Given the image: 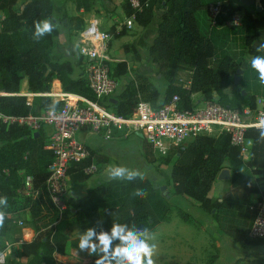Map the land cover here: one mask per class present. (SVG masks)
Listing matches in <instances>:
<instances>
[{
    "label": "trees",
    "instance_id": "16d2710c",
    "mask_svg": "<svg viewBox=\"0 0 264 264\" xmlns=\"http://www.w3.org/2000/svg\"><path fill=\"white\" fill-rule=\"evenodd\" d=\"M139 2L141 10L132 9L129 0H122L121 6L124 15L134 14L135 24L142 27L152 22L157 5H161L155 36L147 50L153 61L166 68L167 85L160 91L145 75H139L133 81L127 76L126 61L110 63V75L122 78L116 92L104 103L115 113L130 115L138 95L155 109L169 102L174 95L179 97V108H191V95L195 93L201 95V100H216L232 109L254 108L256 98H264V84L250 65V58L260 54L256 52L255 41L259 37L264 39V0H254L251 7L233 4L231 0ZM72 3L78 14L72 16L70 22L77 35L85 25L84 18L93 10L94 0H72ZM210 4H218L221 13L215 25L209 18L208 29L202 31L199 11ZM54 10L55 0H0V92L6 93L0 95V111L5 114L37 115L43 109L61 108L64 101L56 100V104L45 94L58 83L54 79L60 81L64 92L94 98L77 52L73 53L76 58L73 62L54 59L48 52L60 33ZM236 13L241 16L239 23L229 24ZM45 18L52 19L57 26L51 34L33 39L34 22ZM111 32L114 33V27ZM125 32L114 33V38H120ZM131 50L135 51L132 45L124 48L126 53ZM182 67L191 71L188 88L176 82V74ZM238 74L240 79L234 84ZM24 77L29 91L35 93L30 103L25 96L17 94ZM25 88V80H22L21 90ZM257 136L254 127L245 131L249 142L247 159L243 158L239 147L231 144L230 135L225 131L217 135H198L183 145L172 147L160 158L161 163L170 164L169 179L173 190L170 196L187 199L209 214L221 234L249 246L263 242V238L249 235L257 212L254 202L264 198V187H261L264 184V142H257ZM47 140L44 126L32 132L23 126L0 124V196L8 198L0 242L11 231L12 220L8 214L27 210L36 233L31 241H20L17 248L7 249L5 261L0 264H23L22 257L28 258L27 264H66L54 256L55 253L64 254L67 240L54 225L68 217L81 231L93 226L97 231L101 228L110 230L113 223H126L152 232L167 219L171 197L148 177L132 182L97 181L85 195L70 196L66 209L60 212L45 190L47 168L53 158L52 152L44 148ZM142 148L145 159L153 163L155 155L144 139ZM107 161V156L91 150L89 157L70 166V183L87 180L90 175L83 169L93 162L100 164L99 171ZM223 169L229 170L228 180L238 184L239 191L235 193L227 188L228 193L221 198L212 197L213 184ZM249 173L263 178L259 182H249L245 180ZM26 175H30L33 182L29 192L24 188ZM137 189L144 190L146 195L143 198L134 196ZM253 194L258 195L252 199ZM178 213L183 220H191L187 210L178 207Z\"/></svg>",
    "mask_w": 264,
    "mask_h": 264
},
{
    "label": "built area",
    "instance_id": "2783aa9c",
    "mask_svg": "<svg viewBox=\"0 0 264 264\" xmlns=\"http://www.w3.org/2000/svg\"><path fill=\"white\" fill-rule=\"evenodd\" d=\"M134 10H141L139 0H129ZM211 24L215 25L217 16L221 13L218 4L208 6ZM240 15L236 13L228 22L238 24ZM135 24L134 14L116 20L114 33L122 30L129 31ZM113 32L100 28V21L94 16L85 19L84 27L77 33V54L81 58L89 88L94 98L80 94L60 92L54 97L64 101L59 109H43L39 114L10 115L0 111V124L6 126L18 125L35 132L42 126L52 128L45 149L52 152L53 158L48 165V176L45 180V190L53 205L62 212L66 209L67 199L70 197V175L68 170L72 163L90 156L86 143L76 138L78 131H85V135H94L104 140L113 138H127L139 135L151 145L156 158L166 156L174 146L185 144L198 135H217L225 131L230 135L232 145L240 148L242 156L247 159L249 142L245 131L253 128L264 119V98L257 97L254 108L243 106L232 109L216 100H200L192 94L191 108H179L178 95H174L169 102L155 109L150 102L138 95V101L128 116L115 113L106 106L105 100L111 98L120 86V79L110 75V44ZM126 61L125 59H118ZM127 76L136 81L137 75L131 70L126 61ZM188 88L189 82L183 84ZM1 94H6L0 92ZM27 98L30 103L35 93H17ZM51 98V94L45 93ZM215 95V94H214ZM52 99V98H51ZM255 128V127H254ZM100 164L93 162L83 169L85 174L97 172ZM32 177L26 175L24 188L26 192L32 189ZM256 216L250 228L249 235L253 238H264V198L254 202ZM7 251L0 253V263L5 261Z\"/></svg>",
    "mask_w": 264,
    "mask_h": 264
},
{
    "label": "rangeland",
    "instance_id": "374dc122",
    "mask_svg": "<svg viewBox=\"0 0 264 264\" xmlns=\"http://www.w3.org/2000/svg\"><path fill=\"white\" fill-rule=\"evenodd\" d=\"M58 1L60 0H55L54 19L56 21L55 23L58 24L60 33L54 38L53 44L48 48V52L52 58H54L52 54L55 53V57L61 55L60 59L58 60H71L73 62L76 59L73 53L77 50V35L75 30L72 28L70 15L74 14V10L71 5L67 4V0H64L60 4H58ZM231 2L233 4H241L240 0H231ZM95 3L96 6H93V11H95L96 15L105 16L107 11H111V16L114 17L115 22L116 20H122L125 16L121 6L122 3L118 0H96ZM110 8H112V10H110ZM101 11L104 13L102 14ZM160 13H162L161 5L158 4L154 16L160 17ZM198 16L201 30L206 31L210 21L208 9H200ZM156 20L157 18L152 21L148 27L145 28V30H138L139 27L136 26L132 32H125L124 35H127L126 38L113 37L110 44V55L113 59V62H117V60L120 58H127L129 60L131 70L134 73H136L138 76H147V78L150 79V81H153L159 90L162 91L167 85V80L164 76L166 68L161 67L158 62L153 61L147 50L148 45L155 36ZM115 22H112L109 28L107 27L108 23L106 26L102 25L101 27L102 23L100 22V28L111 32V28L115 26ZM261 40V37H259L255 41L254 46H256V44ZM130 45L134 46L135 51L131 50L133 54L127 56L125 55L126 52L124 51V48L125 46L129 47ZM77 69L80 71L79 67H77ZM190 75L191 71L186 67H182L176 74V82L182 85L186 84L190 80ZM21 82L22 79L20 81V85ZM25 91L26 88L21 90V87H19V92ZM60 92V84L56 83L50 93H53L52 96L56 97ZM194 98H197V100H200V102L202 101V97L199 93L194 94ZM56 100L59 99H55V101ZM88 136L91 139L97 138L91 134ZM76 137L78 140H82V136L77 133ZM141 139L142 138L140 137L132 135L123 141L124 144H122V149L126 151L128 159L130 160V163H127V167L130 169L139 170L144 175V177H148L160 187L165 186L164 190L166 191V194L171 197L170 211L166 221H163L155 228L154 231L151 232L155 236V240L151 241V243L156 244V252L153 257L155 264L214 263L217 254L215 255L213 250L207 251L209 248L204 247L206 244H202L206 237H204L203 233V235L201 234L199 225L193 221L192 217V222L183 220L178 213V207L187 210L190 214L202 211L185 198L180 196H170V194L173 192L172 182L169 179L170 164L163 162L161 163L160 158L156 157L154 164L148 163L141 154ZM98 173L99 171L91 174L90 176H93V178L97 177ZM262 178L263 176H257L252 173H249L245 176V180L249 182H259L262 180ZM221 185L226 188H230L231 192L237 193L239 191V185L233 183L231 184L230 180H226L224 182L222 181ZM72 187L73 188H71V192L69 193L70 196L78 194L79 192L78 189H74V185ZM216 187H218L217 184L215 185V188ZM218 192L219 191L217 188L214 189L213 195L218 194ZM226 193L228 192H225V194ZM8 216H10L12 220V227L11 231L5 234L1 239L0 252L6 251L9 248L11 250L13 247L17 248L20 241H31L34 238L33 237L31 240H28V238L31 237V234H33V236L36 235L30 224V218L27 210L8 214ZM204 218L209 220V225L211 228H213L212 221L209 219V214L204 213ZM54 228L61 230L67 238L64 254L55 253L54 256L56 260L61 262L64 261L66 264H91L92 260H94L96 256H89L86 252L79 251L78 239L80 231L75 227V224L70 217L55 224ZM28 229H32L30 230L31 232ZM230 240L235 242L236 247H232L227 243L223 248H221L220 255L222 256L223 260L222 264H264V238L263 242L258 246H254L251 251L249 250V253L238 252V249L243 251H247L248 249H244L245 247H242L243 244L233 241L232 239ZM237 255H239L240 258L235 260ZM20 261L23 264H27L28 258L22 257L20 258Z\"/></svg>",
    "mask_w": 264,
    "mask_h": 264
},
{
    "label": "clouds",
    "instance_id": "9594fccd",
    "mask_svg": "<svg viewBox=\"0 0 264 264\" xmlns=\"http://www.w3.org/2000/svg\"><path fill=\"white\" fill-rule=\"evenodd\" d=\"M57 25L52 19L45 18L34 22L33 39L39 40L51 34ZM260 53L250 58L251 68L258 73V79L264 84V39L255 46ZM58 101H56V104ZM258 136L257 142H264V119L254 125ZM108 180H120L132 182L144 179V175L136 169H130L122 165L109 166L106 170ZM134 196L143 198L146 193L137 189ZM8 207V198L0 196V228L5 224ZM110 215V213H109ZM155 236L147 228H136L126 223H113L110 230L97 227H88L80 233L78 249L89 256H96L94 264H155L153 259L156 252V244L151 243Z\"/></svg>",
    "mask_w": 264,
    "mask_h": 264
},
{
    "label": "crops",
    "instance_id": "0c3cea01",
    "mask_svg": "<svg viewBox=\"0 0 264 264\" xmlns=\"http://www.w3.org/2000/svg\"><path fill=\"white\" fill-rule=\"evenodd\" d=\"M64 0H60V1H58V4H60V3H62ZM96 1V0H95ZM95 1H94V3H93V6H96V3H95ZM109 1H111V0H109ZM119 2H121V0H118ZM241 1V0H240ZM237 3V2H236ZM67 4L68 5H71V7L73 8V10H74V14L73 15H70V17H72V16H74V15H77L78 13L75 11V9H74V4L72 3V0H67ZM242 4V3H241ZM243 5V4H242ZM110 10H112V8H110ZM55 13V12H54ZM101 13L103 14L104 12L103 11H101ZM112 14H111V11H107L106 13H105V16H100V15H96L95 14V11H91L89 14H87L86 15V17L84 18V19H87L88 17H90V16H94L95 18H97L102 24H101V27H102V25L103 26H106L107 25V23H108V28L110 27V25L112 24V22L114 23L115 22V20H114V17H112L111 16ZM157 18V20L155 21V23L158 21V19H159V16H157V17H153V19H152V21H154L155 19ZM139 27L138 28V30H140V29H142V30H145V28H147V27H142V26H139V25H137V24H134V26H133V28L131 29V30H129V31H126V32H132V30L135 28V27ZM113 28V27H112ZM126 36L127 35H123L122 37H120V38H126ZM132 41V40H131ZM110 53H111V48H110ZM55 54V53H54ZM54 54H52L53 56H54V59H60V57H61V55H58L57 57H55V55ZM133 53L132 52H130V53H126L125 55H132ZM120 59H125L127 62H128V64H129V66H130V63H129V60L127 59V58H120ZM131 67V66H130ZM136 74V73H135ZM137 75V74H136ZM138 76V75H137ZM22 80H25V83H26V91L25 92H18V93H20V94H23V93H27V92H30L29 91V89H28V83H27V78L26 77H24ZM121 80H122V78H121ZM150 80V79H149ZM54 81H57L59 84H60V91L61 92H63V90H62V88H61V83H60V81L58 80V79H54ZM151 82H153V81H151ZM154 83V82H153ZM20 87H21V85H20ZM32 93V92H31ZM195 94H197V93H195ZM51 98L52 99H54V97L51 95ZM56 99H58V98H56ZM107 100H105V102H106ZM110 108V107H109ZM44 129L46 130V132H47V136L49 137V135H50V132H51V130H52V128L50 127V126H48V125H45L44 126ZM77 134H79V135H81L82 136V141H84L85 143H86V145L88 146V148H89V150L91 151V150H94V151H96V152H98V153H101V154H104L105 156H107V158H108V161H107V163L104 165V167L101 169V170H99V173L97 174V177H94L93 178V176L91 177H89L87 180H85V181H83V182H73V184L71 183V188H73L72 186L74 185V189L76 190V189H78L79 190V192H78V194H75V195H72V196H77V197H80V196H83V195H85V193H86V190L89 188V187H92V186H94V184L97 182V181H104V180H106L107 179V176H106V170H107V168L109 167V166H116V165H122V166H125V167H127V163L129 162L130 163V160L128 159V155H127V153H126V151H124L122 148H123V146H122V144H124L123 143V141L124 140H126L127 138H129L130 136H132V135H130L129 137H127V138H113V139H111V140H104V139H102V138H100V137H97L96 139H91V138H89V136L88 135H85V131H78L77 132ZM135 136H137V137H140L141 138V136L140 135H135ZM77 138V137H76ZM140 146H141V154L143 155V148H142V139H141V144H140ZM143 157H144V155H143ZM145 158V157H144ZM146 160V159H145ZM147 161V160H146ZM148 162V161H147ZM148 163H150V162H148ZM150 164H154V162L153 163H150ZM226 180H228V179H222V180H220V179H217L215 182H214V184H213V187H212V190H211V192H210V195L212 196V197H218V198H221L224 194H225V192H226V190H227V188L226 187H224V186H222L221 184H222V181L224 182V181H226ZM219 181V182H218ZM218 185V187H216L217 189H218V194H216V195H213L214 194V189H216L215 188V185ZM261 187H264V184L262 183L261 184ZM70 192H71V189H70ZM258 195V194H257ZM257 195L256 194H253L252 195V199L253 198H256L257 197ZM199 212L200 211H198V212H195V213H193V214H191L190 215V218L192 217L193 218V221H195V223L196 224H198L199 225V228H200V232H201V234L203 233L204 234V237H206V239H204V241H203V243L202 244H206L204 247H207V248H209L207 251H210V250H213V252L215 253V255H216V258H215V261H214V263H212V264H222V262H223V260H222V256L220 255V250H221V248H223L224 247V245L225 244H227L228 243V245H231L232 247H236V245H235V242H232L229 238H228V236H226V235H224V234H221L220 233V231L216 228V226H215V224L212 222V225H213V228H211L210 227V225H209V220L207 219V218H204V212H200V214H199ZM202 217H203V219H202ZM210 219V218H209ZM211 220V219H210ZM166 221V220H165ZM191 221V220H190ZM163 222V221H162ZM161 222V223H162ZM192 222V221H191ZM160 223V224H161ZM159 224V225H160ZM158 226V225H157ZM75 227L80 231V233L81 232H83V231H81L76 225H75ZM29 231L30 230H32V229H28ZM31 232V231H30ZM202 234V235H203ZM34 236H33V234H31V237L30 238H28V240H31L32 238H33ZM199 243H201V242H199ZM241 245V244H240ZM242 247H245L244 249H248L247 251H243V250H237L238 252H241V253H244V252H246V253H249V250L251 251L252 249H253V247L254 246H249V245H242ZM240 258V256L239 255H237V257H235V260H237V259H239ZM64 262V261H63ZM64 263H66V262H64Z\"/></svg>",
    "mask_w": 264,
    "mask_h": 264
},
{
    "label": "water",
    "instance_id": "95a60500",
    "mask_svg": "<svg viewBox=\"0 0 264 264\" xmlns=\"http://www.w3.org/2000/svg\"><path fill=\"white\" fill-rule=\"evenodd\" d=\"M241 3L245 6H250L254 3V0H241ZM238 72H241V69L238 70ZM240 79V74L236 75L235 80H234V84H237L238 81ZM240 88H238L239 90ZM245 94V92H243ZM141 136V134H139ZM230 177L229 174V170L228 169H223L220 171L219 175H218V179L222 180V179H228ZM161 189L163 190L164 194L166 193L165 186H161Z\"/></svg>",
    "mask_w": 264,
    "mask_h": 264
},
{
    "label": "bare ground",
    "instance_id": "6f19581e",
    "mask_svg": "<svg viewBox=\"0 0 264 264\" xmlns=\"http://www.w3.org/2000/svg\"><path fill=\"white\" fill-rule=\"evenodd\" d=\"M49 94H51V93H49ZM58 94H60V93H58ZM52 95V94H51Z\"/></svg>",
    "mask_w": 264,
    "mask_h": 264
}]
</instances>
